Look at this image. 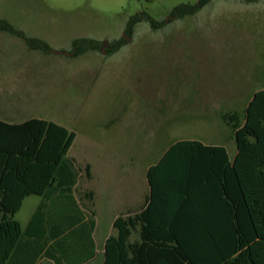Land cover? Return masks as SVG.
<instances>
[{
    "label": "rangeland",
    "instance_id": "rangeland-1",
    "mask_svg": "<svg viewBox=\"0 0 264 264\" xmlns=\"http://www.w3.org/2000/svg\"><path fill=\"white\" fill-rule=\"evenodd\" d=\"M197 2L0 0V19L50 49L31 50L0 32V119H43L75 133L69 155L96 175L98 240L111 232L119 191L134 177L142 185L172 143L223 146L233 159L234 135L222 115L243 117L264 89V0H212L194 15H171ZM82 39L97 47L73 56L72 43Z\"/></svg>",
    "mask_w": 264,
    "mask_h": 264
},
{
    "label": "trees",
    "instance_id": "trees-1",
    "mask_svg": "<svg viewBox=\"0 0 264 264\" xmlns=\"http://www.w3.org/2000/svg\"><path fill=\"white\" fill-rule=\"evenodd\" d=\"M211 1L180 5L171 15H194ZM138 21L133 18L127 35ZM0 32L22 38L31 50L50 51L6 20H0ZM96 47L93 40H76L71 53ZM222 120L233 131V160L223 146L191 140L170 145L147 170L146 206L114 220L116 234L105 241L102 264H264V89L253 94L243 117L227 112ZM74 140V132L51 121L0 119V264H35L40 255L62 264L71 261L72 244L78 241L83 250L93 224L84 222L73 193L80 177L90 179L91 173L88 164L68 156ZM32 195L41 203L24 233L14 216ZM83 195L94 198L93 191ZM24 237L30 240L17 261Z\"/></svg>",
    "mask_w": 264,
    "mask_h": 264
},
{
    "label": "crops",
    "instance_id": "crops-1",
    "mask_svg": "<svg viewBox=\"0 0 264 264\" xmlns=\"http://www.w3.org/2000/svg\"><path fill=\"white\" fill-rule=\"evenodd\" d=\"M0 20H5V19H0ZM5 122H7V121H5ZM8 123H12V122H8ZM191 141H196V140H191ZM172 144H174V143H172ZM202 144L207 145L204 143H202ZM211 146H217V145H211ZM71 147H70V149H71ZM70 149H69V152H70ZM69 152H68V156L70 158H73L77 164H79L80 166H85L86 164H88L90 166L91 178L86 179L85 176L82 175L80 177V179L78 180V183L75 186L73 196H74V199L76 200V202L78 203L80 210L83 212L84 222L88 223V228L91 227L93 224V228H92V231L90 233V236H88V234H84V236H83V239H82L83 245L81 244L83 247L82 248L83 250L80 251V249H79L80 244L79 243L77 244L78 241L76 243L72 244L71 245V252L72 251L73 252L71 253V256H72L71 261L70 260L69 261L68 260H62V264H94L99 259H100V264H102L103 258H104L103 254H104L105 241L108 239V237L116 234V231L113 228L114 220L122 214L134 215L136 213H139L146 206L145 200L149 194V186H148V182H147L146 173H147L148 168L151 165L145 170V174H144L145 175V182H144V178H143L142 185H140L137 177H134L131 179V185H130L129 189L119 191V193L116 195V197H117L116 199L118 200L116 203L119 204V206H118V211L115 212V214L112 216V219H111V232L106 233V235H104V237H102V239L98 240L97 236L99 235V231H98L99 211H98V207L96 206V200H97L98 194L96 192V189H94V187H93V183H94L93 181H94V178L96 177V175L94 174L93 167H92L91 163L80 162L76 158L70 156ZM227 154H228L229 160L232 161L233 159L230 158L228 151H227ZM105 172H112V168H107L105 170ZM82 181H84L86 183V189L79 191L78 187ZM87 191H93V193H94L93 200L89 201L85 198L83 193L87 192ZM77 195L80 198H82V200L87 201V203L90 205V207H92V209H89V207L87 209H83L81 207L79 201H78ZM40 203H41V197L40 196H36V195L28 196L22 201V204H21L19 211L15 214L14 219L19 223L20 228L24 233H26L28 225L32 219V216L35 214ZM29 240L27 237H24L21 246L17 250V261H18V259H20L21 257H23L25 255V252H26V249H25L26 244L25 243H27ZM49 244H51V242ZM84 246H86V247L84 248ZM77 247H78V249H76ZM91 252L92 253L94 252V253L91 254ZM35 264H55V263L49 257H46L44 255H40Z\"/></svg>",
    "mask_w": 264,
    "mask_h": 264
},
{
    "label": "water",
    "instance_id": "water-1",
    "mask_svg": "<svg viewBox=\"0 0 264 264\" xmlns=\"http://www.w3.org/2000/svg\"><path fill=\"white\" fill-rule=\"evenodd\" d=\"M53 53H55V54H64V55H66V56L71 55V53H64V52H53Z\"/></svg>",
    "mask_w": 264,
    "mask_h": 264
}]
</instances>
